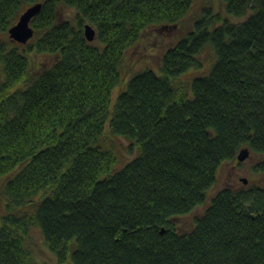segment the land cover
Masks as SVG:
<instances>
[{"label": "trees", "instance_id": "obj_1", "mask_svg": "<svg viewBox=\"0 0 264 264\" xmlns=\"http://www.w3.org/2000/svg\"><path fill=\"white\" fill-rule=\"evenodd\" d=\"M193 1L0 0V264H37L33 226L56 264H264V181L208 195L242 147L264 178V0H222L243 20L203 15L112 98L126 52L152 27L179 26ZM37 2L33 37L11 42ZM205 47L210 69L182 80ZM33 53L54 61L33 75ZM106 128L137 147L119 169ZM206 203L190 230L177 227Z\"/></svg>", "mask_w": 264, "mask_h": 264}, {"label": "rangeland", "instance_id": "obj_2", "mask_svg": "<svg viewBox=\"0 0 264 264\" xmlns=\"http://www.w3.org/2000/svg\"><path fill=\"white\" fill-rule=\"evenodd\" d=\"M60 20H73L75 11L72 8H60ZM212 14L218 16L220 19H227L230 22L238 23L243 18H232L224 13L222 0H194L192 7L187 16L181 21L180 25L174 28L159 30L156 27L148 29L142 34L139 42L131 49H129L123 62L120 65V72L122 76L121 84L113 91V100L122 89V83L129 78V76L144 67L156 68L160 61V56L166 49L171 47L178 39L193 30V25L197 19L203 15ZM9 38V37H8ZM201 66L196 70H191L187 74L181 76L182 80H190L196 75L206 73L214 60V54L209 47H205L198 57ZM54 57L45 54H31L30 71L33 75L39 73L42 68H46L52 64ZM0 70V79L1 76ZM104 148L111 150L117 157L115 169L121 168L128 160H130L137 151L136 145L120 136L112 135L106 128L101 140ZM262 157L254 155L249 156L248 159L242 162L234 160L232 162H224L217 172V182L209 190L208 195L211 196L217 190L224 187H239L242 183L241 178L247 179V184L260 185L264 178L259 173H252V168L256 161L261 160ZM246 184V185H247ZM207 203L199 205L190 213L175 219L177 227L182 230H190L194 224L195 218L199 217L205 209ZM4 213L3 207L0 206V215ZM1 217V216H0ZM28 249L31 251L32 258L37 264H56L55 256L49 251L44 243L42 235L38 227L33 226L28 234L26 241ZM64 264H72L67 260Z\"/></svg>", "mask_w": 264, "mask_h": 264}, {"label": "water", "instance_id": "obj_3", "mask_svg": "<svg viewBox=\"0 0 264 264\" xmlns=\"http://www.w3.org/2000/svg\"><path fill=\"white\" fill-rule=\"evenodd\" d=\"M42 7L41 2L33 3L27 6L19 15L16 22L8 29V37L11 42H15L20 45H25L34 35V29L30 25L31 20L40 12ZM84 37L88 42L95 40V29L89 23L83 26ZM250 156L248 147H242L237 155L238 162L245 161ZM243 184L247 183L246 178L240 180Z\"/></svg>", "mask_w": 264, "mask_h": 264}]
</instances>
